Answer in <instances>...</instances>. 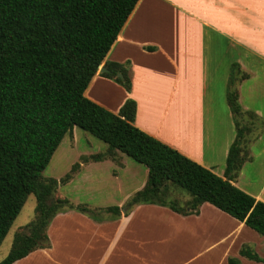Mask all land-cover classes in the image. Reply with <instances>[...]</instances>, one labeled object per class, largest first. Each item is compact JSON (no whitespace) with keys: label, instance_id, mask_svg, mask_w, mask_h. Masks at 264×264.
Here are the masks:
<instances>
[{"label":"crops","instance_id":"0c3cea01","mask_svg":"<svg viewBox=\"0 0 264 264\" xmlns=\"http://www.w3.org/2000/svg\"><path fill=\"white\" fill-rule=\"evenodd\" d=\"M105 61L129 62L130 91L97 71L85 96L114 113L134 99L135 126L224 178L236 134L226 99L235 69L238 102L256 118L243 121L251 158L231 182L264 201V0H138ZM120 213L59 212L47 227L50 245L12 264H229V256L264 264L239 253L249 245L264 259V237L208 202L196 214L157 204Z\"/></svg>","mask_w":264,"mask_h":264},{"label":"trees","instance_id":"16d2710c","mask_svg":"<svg viewBox=\"0 0 264 264\" xmlns=\"http://www.w3.org/2000/svg\"><path fill=\"white\" fill-rule=\"evenodd\" d=\"M137 1L0 0V244L28 195L36 199L34 218L23 226L26 232H15L0 264L48 247L47 227L59 212L74 210L97 220L121 215L117 205L90 208L54 199L58 183L68 181L70 173L60 180L41 175L75 126L106 143L104 155L90 156L94 161H113L123 154L147 168L144 185L124 204L125 215L139 204L196 214L208 202L264 237V201L231 182L251 158L243 145L249 130L243 121L256 118L238 102L235 69L226 99L236 134L226 156L225 178L135 126L134 99H126L114 113L84 95ZM128 64L105 61L107 70L101 74L130 91ZM170 186L187 191V201L170 197ZM239 253L264 260L249 245H242ZM227 261L241 264L233 256Z\"/></svg>","mask_w":264,"mask_h":264},{"label":"rangeland","instance_id":"374dc122","mask_svg":"<svg viewBox=\"0 0 264 264\" xmlns=\"http://www.w3.org/2000/svg\"><path fill=\"white\" fill-rule=\"evenodd\" d=\"M106 147L105 142L76 126L71 134L65 135L41 173L43 178L53 177L57 180L67 173L71 175L68 181L58 183L53 198H66L74 204H86L90 208H105L123 202L120 207L125 211L124 204L137 191L136 180L141 179L142 170L146 167L126 155H121L122 159L118 158L120 160L113 159L114 164H96L95 162L103 160L94 161L90 156L104 155ZM84 158L88 160L83 162ZM259 169L262 175L263 167ZM132 172H137L135 179L131 176ZM169 196L184 203L189 193L170 186ZM35 204V196L31 193L0 244V261L7 255L15 232H26L23 226L34 218ZM105 215L107 214L102 213V216Z\"/></svg>","mask_w":264,"mask_h":264},{"label":"water","instance_id":"95a60500","mask_svg":"<svg viewBox=\"0 0 264 264\" xmlns=\"http://www.w3.org/2000/svg\"><path fill=\"white\" fill-rule=\"evenodd\" d=\"M106 70H107V68H105L104 66H99L98 67V71L99 72H103V71H106ZM118 76L121 77V74L119 73ZM121 211L124 212V208H121Z\"/></svg>","mask_w":264,"mask_h":264}]
</instances>
